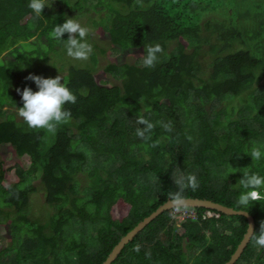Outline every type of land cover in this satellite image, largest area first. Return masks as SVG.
I'll return each instance as SVG.
<instances>
[{
	"label": "trees",
	"instance_id": "obj_1",
	"mask_svg": "<svg viewBox=\"0 0 264 264\" xmlns=\"http://www.w3.org/2000/svg\"><path fill=\"white\" fill-rule=\"evenodd\" d=\"M107 1L101 39L110 42L116 61L98 72L66 68L64 82L77 99L65 105L71 120L50 133L17 120L23 106L17 89L38 90L29 74L54 78L49 55L66 48L50 33L65 22V9L85 10L89 2L104 18L101 3L46 0L51 7L38 18L29 0H0V110H6L0 151L12 148L16 157L29 159L27 169L0 160V224H7L10 240L0 249V264H102L128 231L176 191L177 168L199 181L195 191L186 189L187 198L248 212L256 233L264 221V201L249 208L236 203L243 172L264 175V158L250 157L253 147L264 151V0H234L231 17L224 19L223 0ZM40 41L47 49L20 47ZM155 43L164 51L154 68L127 62L129 55L144 58ZM138 116L155 125L149 141L136 135L143 127ZM161 121H171L173 130L166 132ZM49 134L53 143L46 146ZM6 173L16 181L4 185ZM83 174L88 184L80 189ZM36 192L53 208L44 220L28 218ZM190 210L196 219L179 228L171 211L160 214L111 264L227 262L246 232V218ZM137 244L139 252L133 251ZM235 264H264V249L250 239Z\"/></svg>",
	"mask_w": 264,
	"mask_h": 264
},
{
	"label": "clouds",
	"instance_id": "obj_2",
	"mask_svg": "<svg viewBox=\"0 0 264 264\" xmlns=\"http://www.w3.org/2000/svg\"><path fill=\"white\" fill-rule=\"evenodd\" d=\"M28 7L36 17H42V12L46 7H51L46 0H29ZM67 33L68 38L62 39ZM50 36L55 40H64L66 54L74 60L86 61L93 52L92 45L88 42L89 29L74 19L67 18L65 22L55 25ZM146 54L143 58V66L154 68L158 62L159 54L163 53V48L159 43L150 44L145 49ZM27 80L34 82L37 91L25 87L20 94L23 106L18 108L19 116L25 123L34 129H45L50 133H55L57 127L71 120L72 113L65 108L66 104L76 103L77 97L68 88L61 75L55 78H43L39 75L29 74ZM136 123L143 127L136 129V135L144 141L151 140L152 131L155 125L143 116H138ZM161 127L166 132L173 130L172 122H160ZM153 147L156 146L154 142ZM252 160L259 161L264 158V151L261 147H253L250 152ZM177 175L173 178L176 191L169 194L166 207L172 210L173 217L187 214L190 210V201L185 196L186 189L195 191L199 187V181L195 174L185 175L177 168ZM239 185L244 191L238 197L237 205L242 208H249L253 202L264 201V175L257 172L244 171ZM249 227L250 238L254 241L255 246L264 249V221L260 223L259 232L256 233ZM133 251L139 252L140 245L137 244ZM146 258H151V253L145 254Z\"/></svg>",
	"mask_w": 264,
	"mask_h": 264
},
{
	"label": "rangeland",
	"instance_id": "obj_3",
	"mask_svg": "<svg viewBox=\"0 0 264 264\" xmlns=\"http://www.w3.org/2000/svg\"><path fill=\"white\" fill-rule=\"evenodd\" d=\"M92 3L95 0H91ZM99 1V3H101L100 6H98L99 10L103 11V7L104 4L107 3L106 9L109 10L110 7V3L107 0H97ZM203 1V0H201ZM212 3H217V5L220 3L219 1L221 0H210ZM224 1V7L222 9V11L219 13V16L221 19H224L226 16L229 15V17H231L232 13H233V9L235 7V2L234 0H223ZM249 1V0H248ZM247 1V2H248ZM256 2L257 0H251V2L249 4H251L252 2ZM98 3V5H99ZM88 3L85 4L84 8L86 7V9L84 10L82 6H79L78 8L71 9V10H66V19L67 18H74L76 20H78L82 26H85L89 29V36L87 37L88 42L92 45L93 47V52L92 54L94 55V57L92 58V54L90 55L89 59L86 61H80V60H74L70 57L67 56L66 54V50L64 49H58L56 48V52L53 54L49 55V62L52 66V68H54V65L56 67L55 70L52 71V75L55 78L58 74L61 75L62 77L65 75L66 73V68L69 66H74V67H86V68H90L91 71L94 72H98L101 68H103L104 66H106L107 64H111V63H115L116 61V53L115 50L112 48V45L110 44V42L102 40L101 37L103 36V29L102 27H100L99 23H103L106 22V20L108 19V12L106 13V15L104 14L106 11H103L102 13L104 14V18L103 15H98L96 13H93V10H91L88 7ZM91 5V3L89 4V6ZM94 6V3H93ZM53 9H56L55 6H53ZM80 9H83L82 14L79 12ZM246 9V8H245ZM224 15V16H223ZM101 18V19H100ZM217 20H220L218 16H216ZM214 18H211V20H214ZM95 22H93V21ZM100 20V22H99ZM96 26V27H94ZM100 27V28H99ZM35 38L31 39L30 41H33ZM41 41L44 42V39H42ZM34 45L32 42H28V43H21L20 47L22 49H29V50H35V51H41L43 49H47V44L41 43ZM25 44V45H24ZM170 48L172 47L171 45L169 46ZM5 54V53H4ZM127 62L129 63H134L139 61V63H143V58H141L138 54L135 55H129L127 56ZM29 58V57H28ZM46 62H44L45 64ZM43 65V64H42ZM65 79V77L63 78V80ZM112 83L114 84H118V82L113 81ZM6 110H0V116H3L5 114ZM17 120L18 121H24L19 114L17 115ZM53 138L51 136V134H49L48 136V141L47 143H45L46 146H50L53 142ZM0 160L4 162L5 166H11L14 163L19 164L23 169H27L29 167V159L28 157L24 156L22 158H18L16 157L14 151L12 150V148H9L6 152H1L0 151ZM5 179H4V185L5 184H9V183H13L14 181H16V176L14 174H10V173H6L4 175ZM79 182H80V189H82L83 187H86L88 184L87 178L85 177V175H79L78 176ZM36 185H38L36 183ZM30 212H29V216L28 218L31 220H37V216L38 217H42V219L44 220L50 213H53V208L47 206L44 204V198H43V194L41 192H36L34 194H32L30 196V206H29ZM175 220V225L179 228L180 223L183 222L184 220L179 219V217H177ZM41 221V220H40ZM9 236H8V226L7 224H0V249L1 248H5L6 246L9 245Z\"/></svg>",
	"mask_w": 264,
	"mask_h": 264
},
{
	"label": "water",
	"instance_id": "obj_4",
	"mask_svg": "<svg viewBox=\"0 0 264 264\" xmlns=\"http://www.w3.org/2000/svg\"><path fill=\"white\" fill-rule=\"evenodd\" d=\"M188 200L190 201V208H205L209 210H215L227 216H242L246 218L247 220L246 232L243 235L239 244L237 245L235 251L231 254L228 261L224 263V264H235L240 258L241 254L243 253L244 249L246 248L248 242L251 239L248 226H251L252 230L254 231L255 224L252 216L249 215V213L244 210H235L231 207H226L221 204L212 202L210 200L197 199V198H188ZM167 201L164 204L160 205L155 211L150 213L147 217H145L140 222H138L136 226L133 227L130 231H128L115 245V247L112 249L108 257L102 264H111L115 259V257L122 250V248L127 243H129L145 226H147L151 221H153L163 212L170 211L171 209L166 207Z\"/></svg>",
	"mask_w": 264,
	"mask_h": 264
},
{
	"label": "built area",
	"instance_id": "obj_5",
	"mask_svg": "<svg viewBox=\"0 0 264 264\" xmlns=\"http://www.w3.org/2000/svg\"><path fill=\"white\" fill-rule=\"evenodd\" d=\"M170 215L172 216L173 219H176L177 217H179V219L181 220H187V219H196V213L194 211L189 210V212L187 214L184 215H177L175 217H173L172 215V210H170ZM206 215H208L206 213Z\"/></svg>",
	"mask_w": 264,
	"mask_h": 264
}]
</instances>
